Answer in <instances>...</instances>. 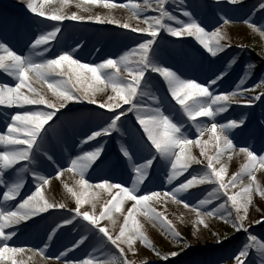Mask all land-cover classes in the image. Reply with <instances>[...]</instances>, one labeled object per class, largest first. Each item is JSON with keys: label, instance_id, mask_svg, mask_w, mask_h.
I'll use <instances>...</instances> for the list:
<instances>
[{"label": "snow or ice", "instance_id": "obj_1", "mask_svg": "<svg viewBox=\"0 0 264 264\" xmlns=\"http://www.w3.org/2000/svg\"><path fill=\"white\" fill-rule=\"evenodd\" d=\"M227 3L243 6L242 0ZM72 5L80 11H66ZM92 6L109 11L105 15L94 14ZM24 7L43 18L42 23H55L44 24L28 45L27 54L18 53L7 39L0 40V72L15 81L14 85L0 83V107L16 109L7 116L5 130L0 131V264H137L134 257L140 252L138 245L163 261L179 257L180 251H159L137 219L143 216L158 223L177 242L183 241L180 231L165 214L166 209L158 211L154 206H166L169 201L194 213L197 233L201 226L208 229L213 218L230 224L234 233H245V242L231 257L234 264H264V238L249 231L252 223L264 225V217L249 220L252 207L264 206V143L257 149L245 140V146L238 147L237 137L244 139L248 131L247 116H222L233 105L251 107L261 101L264 76L252 87H246L256 72V65L248 63L234 90L217 92L210 89L223 84L225 65L212 73L209 82L199 83L165 66L157 51V38L167 33L177 38L192 37L211 57L223 60L220 54L232 47L226 26L233 21L222 16V23L209 30L197 18V6L185 5V0H24ZM117 8L127 9L130 15L124 20L116 18L111 12ZM259 10L264 11V2L259 4ZM3 19L7 26V15ZM66 20L114 24L139 33L142 38L119 55H109L100 62H83L78 58L83 48L80 44L52 53L53 42L60 44ZM133 20L137 21L136 26L131 23ZM243 23L264 39V25L258 26L251 19ZM237 63L233 57L227 66ZM152 74L162 78L166 96L159 95ZM45 85L50 97L42 90ZM258 89L261 91L255 94ZM72 103L95 105L109 115L81 141L87 148L81 147L80 153L64 166L56 158L45 126ZM131 117L139 126V134L127 127ZM114 133L121 137L128 133V140L120 143L117 153L118 164L127 165L124 170L128 172V181L114 178L112 169L116 165L108 167L104 145L97 139ZM260 133L264 138V126ZM91 141H96V145H91ZM194 149H199V157ZM234 155H242L244 162L229 176L228 162ZM158 164L167 169L166 182L171 186L168 190L147 189L150 172ZM53 165L54 175L47 171ZM66 173L71 174V185L61 179ZM185 173L188 176L181 181L179 178ZM29 176L34 190L22 196ZM53 180L60 181L74 200V208L48 198L46 191H50ZM205 185L210 189L192 203L188 199L193 196L190 190ZM128 202L130 206L126 207ZM66 208L71 215L60 216L48 224L40 245L16 243L23 230L21 225H38L39 220L47 219L42 214L53 215L51 210ZM120 217L123 222L116 232ZM102 220L109 221L111 228L101 224ZM80 221L86 223L81 224L79 239L52 253L50 249L58 234L70 231L66 226L75 228ZM97 235L100 246H93L91 254L75 257L74 253L92 245ZM213 235L221 247L234 238ZM190 246L185 242V247ZM141 264L150 262L144 260Z\"/></svg>", "mask_w": 264, "mask_h": 264}, {"label": "rangeland", "instance_id": "obj_2", "mask_svg": "<svg viewBox=\"0 0 264 264\" xmlns=\"http://www.w3.org/2000/svg\"><path fill=\"white\" fill-rule=\"evenodd\" d=\"M123 2V0H119ZM264 0H242V7L239 5H230L227 0H185V5L197 6V18L207 25L209 30H212L214 26H219L222 21V16H228L233 23L227 27V31L231 38L232 47L226 49L225 53H221L220 56L223 60L217 61L216 58L211 57L192 37H172L167 33H161V36L157 38L159 48L157 49L163 64L170 66L173 70H176L178 74L183 78L195 79L199 83L209 82V77L212 73L220 68L221 64L225 65L224 71L226 76L223 84H217L213 86L214 91H231L234 90L238 83V78L241 76L244 65L253 63L256 65L255 75L251 80L247 82L246 87H252L262 76H264V39H262L258 33H253L244 23L245 19H251L256 24L264 25V11L259 10V4ZM22 9V8H21ZM69 13L72 11L79 12L70 6L66 9ZM109 10L104 9L102 6H92V12L94 14L105 15ZM116 18L124 20L130 12L127 9L117 8L111 12ZM7 15L8 22L5 26L3 17ZM179 15V10H177ZM182 19H186L181 17ZM43 18L36 17L27 9L21 12L16 11L15 15H11L7 11H0V40L7 39L10 45L18 53L27 54L29 51L28 45L31 43L33 37L39 34V31L44 24L51 25L55 23L53 21H44ZM35 21L31 26V22ZM133 26L137 25V21L131 22ZM140 27L144 25L140 24ZM63 31L59 36L60 44L57 45L53 42L51 48L52 53H58L64 49H70L77 46V44L83 45L82 50L78 52V58L83 62H100L102 58H106L109 55L116 56L121 54L124 50L134 47L138 43L142 35L139 33H132L127 29H122L114 24H96L93 22H76V21H64L62 25ZM112 37V38H111ZM98 41L91 46V43L95 40ZM237 44H243L246 47H237ZM111 45V46H110ZM109 46L110 51L103 57L102 54ZM97 49H100L98 52ZM256 54V56L254 55ZM233 57L237 58L238 63L228 67V61ZM152 77L159 88V95L166 96L167 89L162 78L157 74H152ZM214 78V77H213ZM0 83H9L14 85L10 77L0 72ZM41 87L40 85H35ZM46 95L51 96L47 92L46 85L42 89ZM260 89L255 94H259ZM174 105L175 102L171 101ZM126 107V106H125ZM178 108L179 106L176 105ZM240 106L233 105L227 113L222 116L229 119L236 117L247 116L248 118V131L245 134L244 139L237 137V146H245V140L247 145L254 146L259 149L260 145L264 143V138L261 137L260 129L264 124V97L261 101H256L251 107L242 108L239 115H237V109ZM16 109H6L0 107V131L5 130V121L8 115L14 113ZM62 113V114H61ZM105 110L99 109L95 105L69 104L66 109H62L57 116L53 118L45 127L47 128L48 141L50 145L55 146L56 158L61 165L67 166L68 161L76 154L80 153L81 147L87 148L86 145H82L81 141L85 138L86 134H90L91 130H96L107 118ZM220 119V117H218ZM256 124V125H255ZM127 127L130 131L139 134V126L134 124V117H131L127 121ZM194 131V130H193ZM128 133L124 136L114 133L111 137L97 138L101 144L104 145L105 154L107 156L108 167L112 168V174L115 179H123L128 181V172L124 169L127 165H119L117 162V153L119 151L120 143L128 140ZM206 138V137H205ZM91 145L95 146L96 141H91ZM194 154L199 157V149H194ZM202 159V158H201ZM244 162L242 155H234L233 159L228 162L229 176L239 170V166ZM166 163V162H165ZM206 163V162H205ZM56 165L48 168L47 171L54 175V168ZM194 168H200L201 166L194 165ZM166 167L164 164L156 165L150 174L151 182L147 183V189L149 190H168L171 186L166 182ZM130 171V169H129ZM191 171V169H190ZM107 174V173H105ZM70 175L66 173L61 179L67 181L70 185L73 183L70 179ZM95 178V173L92 174ZM259 178V173L257 174ZM188 173H185L184 177L179 179L182 181ZM29 183L22 190V196H26L31 193L33 185L31 183V177H28ZM211 186L205 185L199 188L190 190L193 196L188 199L195 203V198H202L207 190ZM144 190V186H142ZM46 195L50 200L56 202H62L69 204L72 208L75 207L74 200L67 194L60 181L53 180L50 186V191H46ZM19 199V198H18ZM104 199H107V194H104ZM259 201V198H257ZM104 200L97 205V214L102 207ZM130 206V202L126 204V207ZM158 211H165V214L176 225L178 231H180L183 241L177 242L171 236L165 233L158 223L149 221L143 216H137V219L144 225V231L149 238L154 242L157 249L162 253H169L171 251H180L179 257L170 258L168 261L160 260L150 250L143 248L142 245H138L140 252L134 259L137 260V264H141L142 261L148 260L150 264H234L232 255L237 249L245 242V233H234L230 224H225L219 219H210L209 228L204 229L202 226L199 233L195 231L193 225L194 213L187 209H184L182 205H176L169 201L167 205L156 204L154 205ZM89 208L88 205H85ZM53 215L44 213L46 220H39V217L34 219L39 220L38 225H31L27 228H23L19 239L16 240L17 244H23L28 246H37L41 244V240L44 236V230L48 224L54 219H59L60 216L71 215L67 209L51 210ZM118 215V214H117ZM183 217L181 220L180 218ZM264 217V206H254L250 209L249 220L255 221ZM104 221V220H102ZM109 222V221H108ZM123 220L120 217L115 225V231H119ZM86 222L80 221L75 228L72 226H66L69 230L61 231L58 234V239L55 240L54 246L50 249L52 253L62 250L65 246L70 247L74 240L79 239V233L83 231L81 224ZM155 225V226H154ZM111 228V225L109 223ZM249 231L260 238H264V225L251 224ZM213 233H219L221 236L228 235L229 242H226L222 247L216 244L217 236ZM91 236V233H87ZM99 235L93 239V244L87 248H82L74 253L75 257H84L85 253L91 254L93 252V246L99 247L97 244ZM185 242L190 247H185ZM181 249H183L181 251ZM130 258H133L130 256Z\"/></svg>", "mask_w": 264, "mask_h": 264}, {"label": "bare ground", "instance_id": "obj_3", "mask_svg": "<svg viewBox=\"0 0 264 264\" xmlns=\"http://www.w3.org/2000/svg\"><path fill=\"white\" fill-rule=\"evenodd\" d=\"M72 6H73V8H75L74 5H72ZM21 8H22V9H21ZM24 9H26V8L24 7V0H0V11H2V10L7 11V12L10 13L12 16L16 14V11L21 12V11L24 10ZM75 9H76V8H75ZM77 10H79V9H77ZM72 12H74V11H72ZM34 23H35V21L31 22V26H33ZM111 38H112V37H111ZM97 41H98V39L95 40V41H93V42L91 43V46H93ZM110 46H111V45H110ZM110 46H109V48H108L106 51L103 52L102 57H103L107 52L110 51V48H111ZM19 53H20V52H19ZM237 108H238V107H237ZM242 108H248V107H239V108L237 109V111H236V112H237V115L240 114ZM255 125H256V124H255ZM62 202L64 203L65 200H62ZM65 204H66V203H65ZM66 205H67L68 208H72L69 204H66ZM66 209H67V208H66ZM28 223H29L30 226L33 225V224H31V222H28ZM101 224H103V225H109V222H108L107 220H104V221H101Z\"/></svg>", "mask_w": 264, "mask_h": 264}, {"label": "trees", "instance_id": "obj_4", "mask_svg": "<svg viewBox=\"0 0 264 264\" xmlns=\"http://www.w3.org/2000/svg\"><path fill=\"white\" fill-rule=\"evenodd\" d=\"M254 55L256 56V54L254 53Z\"/></svg>", "mask_w": 264, "mask_h": 264}]
</instances>
